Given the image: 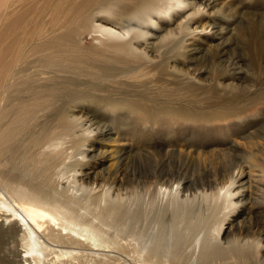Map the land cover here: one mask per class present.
Listing matches in <instances>:
<instances>
[{"label": "bare ground", "instance_id": "1", "mask_svg": "<svg viewBox=\"0 0 264 264\" xmlns=\"http://www.w3.org/2000/svg\"><path fill=\"white\" fill-rule=\"evenodd\" d=\"M21 1L0 0L8 6L0 24V264H264L242 248L260 246L259 238H250L253 227L230 234V226L232 239L221 238L235 204L247 202L252 192V172L207 183L196 196L187 193L192 186L187 179L170 176L161 183L160 175L143 195L123 193L126 188L115 179L85 184L82 168L104 157L91 141L106 128L73 115L66 132L55 127L56 114L62 118L70 105L92 101L117 117L123 111L140 121L164 117L167 126L216 116L227 120L233 135L263 121L264 89L202 81L197 69L190 73L169 64L172 55L149 42L152 26L163 21L165 30L180 17L178 30L166 38L177 36L182 54L188 46L182 44L211 28L192 24L191 16L205 10L202 2L153 0L141 8L148 0H48L40 26L30 22L21 29L20 51L8 72L6 52L13 51L7 50L3 28L10 27L8 3ZM87 36L95 45L82 44ZM106 88L110 96L91 94ZM85 144L92 158L81 150ZM115 161L121 166L120 158ZM260 171L264 176V167ZM180 179L181 189H173ZM94 186L101 191L94 193Z\"/></svg>", "mask_w": 264, "mask_h": 264}, {"label": "rangeland", "instance_id": "2", "mask_svg": "<svg viewBox=\"0 0 264 264\" xmlns=\"http://www.w3.org/2000/svg\"><path fill=\"white\" fill-rule=\"evenodd\" d=\"M47 1L22 0L15 5L8 3L12 12L10 14L9 11L5 24L10 27L8 29L3 28L4 34L7 31L6 36H4L7 50L13 51L6 52V63H10L5 66V70L8 72L20 51L21 29L27 28L26 25L31 23L35 28L40 26V23L37 22L47 18L45 8L51 3V1L48 3ZM194 1L198 4L202 2L205 10L200 15L191 16L193 19L192 24L195 23V20L196 22L201 21L200 23L207 26L210 24V29H207L202 35H198L194 39V43L182 44L183 48L188 45L187 49L184 48L182 54L180 48L177 49L181 45L176 42L177 36L168 40L166 38L168 31H174L175 33L178 30L177 25L182 19L180 17L176 18L175 21H177L165 30L163 21L152 26L153 33L149 37V42L159 47L160 53L167 50V57L172 55L169 64H176L178 68L184 71L188 68L190 73L197 69L198 72L195 74L202 81L212 82L215 79V81L218 80L221 83L237 82L242 85L248 84L261 87L263 90L264 0ZM150 3H153V0H148L147 3L141 5V8L148 6ZM4 6L0 5V24L4 19L3 12L8 10V6H5L6 8ZM191 12H187L183 17ZM16 20H18V26L13 25ZM82 39V44L86 47H90L92 44L95 45V42H91L89 36ZM189 39L187 38V40ZM5 60L3 63H5ZM182 63L184 66L181 65ZM5 75L3 74L1 78L3 84L6 80ZM161 76L165 80L170 79V81L175 82L173 78H169L166 74L165 76L161 74ZM178 80L181 83L183 79ZM110 91V88L98 89L97 92L91 94L110 96ZM102 106V103L95 101L76 103L62 111V118L57 114L55 115L57 120L55 127H60L65 132L70 122L67 120L70 115L80 116L81 119L88 118V120H91V124L94 123L95 126L99 125L106 128L107 132L104 131L103 136L100 134L91 141L94 146L99 147L97 154H104V157L103 159H101V156L93 157L94 160L91 161V164L82 168L83 174L87 175L85 184L100 183V178L105 180L115 179L117 184L120 185V182H122L123 188H126L123 193H130V191L132 193L133 191V193L143 195L146 193V189L144 193V188L152 187L155 177L162 176V183L170 176H181L187 179L184 181L192 182L191 190L187 193L196 196L199 188L207 183L214 185L218 182L217 184H219L222 178L226 177L227 179L228 175L232 177L235 175V179L238 171H242L244 175L252 172V194L248 193L245 197L247 202L235 204V210L228 215L223 223L221 238L222 236L224 238L227 235L229 236L230 226H233L230 234L234 233L236 228L247 230L253 227V230H250V238H259L260 246L255 247L256 243H253L251 248L246 245L242 248L246 253L250 252L249 255L251 254L252 257L264 261V176L260 171L264 167V120L254 121V124L244 126L237 134L233 135L231 131L234 129L227 120L216 116L205 118V120H203L204 118L202 120L191 118L189 120L187 118V120L184 119V122L167 126L164 117L140 121V117L123 111L121 118L107 113L106 110L101 109ZM125 114L127 115L124 117ZM82 124L85 125V123ZM95 126L93 129H95ZM248 134L256 137L254 142L258 144L257 146L250 144L249 138L251 137H248ZM89 136L93 137L94 134ZM87 144L81 150L89 151L88 156L92 158L93 153ZM162 146L165 149L161 152L159 148ZM170 149L175 151L170 152ZM118 158L122 161L119 167V163L115 161ZM77 159L81 158L78 156ZM77 176L80 177L79 174ZM248 180V178H242L239 181H242L245 185L249 183ZM180 183H183L182 179L173 184V189L180 190L183 185H180ZM239 185L234 188H239ZM164 187L167 186L164 185ZM93 189L94 193L101 191L100 186H94ZM151 191L152 188H150ZM244 194H246V191ZM238 197L237 195L233 201L240 200ZM250 202H252V205ZM249 223L252 224L251 227ZM8 225V223H5V227ZM254 227L256 228L254 229ZM255 233L259 234L258 237L255 236ZM228 236L227 239H232V236L229 238ZM249 248L250 250H248Z\"/></svg>", "mask_w": 264, "mask_h": 264}]
</instances>
